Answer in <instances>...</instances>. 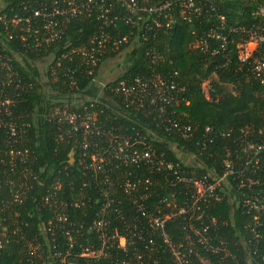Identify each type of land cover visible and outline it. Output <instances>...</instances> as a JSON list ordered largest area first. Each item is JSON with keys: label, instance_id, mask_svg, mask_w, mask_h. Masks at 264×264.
Here are the masks:
<instances>
[{"label": "trees", "instance_id": "16d2710c", "mask_svg": "<svg viewBox=\"0 0 264 264\" xmlns=\"http://www.w3.org/2000/svg\"><path fill=\"white\" fill-rule=\"evenodd\" d=\"M26 2L31 8V0H0V14L20 13ZM194 2L198 13L179 14L178 4L162 11L157 19L170 26L164 30L154 26L153 14H143L142 20L132 15L125 23L120 18L125 12L115 4L110 17L118 18L105 30L126 35L128 43L105 52L91 74L75 51L103 25L96 9L64 23L47 44L38 41L40 31L33 40L31 23H0V54L9 56L15 71L13 83L0 85V264H174L148 217L188 204L191 182L164 168L121 164L118 142L128 138L139 151L177 162L184 177L215 178L221 160L243 138L239 129L258 139L256 130L264 127V92L233 48L246 38L253 12L264 0ZM210 29L226 36L223 51L220 39L206 35ZM202 38L205 49L198 43ZM117 56L118 73L95 85L101 62ZM40 61L46 63L42 70ZM4 74L0 69V82ZM135 76L173 80L177 92L162 111L157 110L162 103L148 104L144 98L141 105L125 104L114 87L121 80L133 85ZM4 98L10 101L1 104ZM55 108L90 112L91 129L97 125L98 133L84 135L77 124L57 121L50 116ZM168 118L189 125L188 136ZM186 157L192 162L185 164ZM254 175L258 183L242 188L228 176L220 201L164 222L166 238L185 254L187 264H264V172ZM126 179L137 181L129 193L122 188ZM253 196L260 199L261 211L243 206L242 200ZM254 219L260 222L256 236L250 231Z\"/></svg>", "mask_w": 264, "mask_h": 264}, {"label": "built area", "instance_id": "2783aa9c", "mask_svg": "<svg viewBox=\"0 0 264 264\" xmlns=\"http://www.w3.org/2000/svg\"><path fill=\"white\" fill-rule=\"evenodd\" d=\"M29 2V0H27ZM34 2V4H32ZM27 3V2H26ZM28 4H22V12H13L11 15L6 16L4 13L0 14V23L2 25H15L18 23L30 24L31 23V36L33 40H37L35 34L41 32L40 39L38 41L47 44L51 39L59 36L60 28L64 23L72 20L76 17L91 13L92 9H96L98 17L103 20V25L97 30V32L89 39L86 47L80 48L75 51L80 56L84 66H86L85 73L91 74L92 67L96 66L100 61V57L108 50H113L120 44H127L128 37L121 35L120 37L113 36L109 30H105V27L114 26V21L117 20V15L110 13L113 10V6L117 4L125 12L124 16L120 18L125 23H131L132 15H135L137 20L143 19V14H153L152 23L156 27H162L163 30L169 28V21L161 22L157 17L165 10H169L176 4L182 6V9L178 11L179 14L198 13L200 11V5L195 4L194 0H158L152 2L151 0H31V8H28ZM254 22L248 29L245 30L246 38L233 43L234 52L238 63L246 65V68L251 75L256 79L264 92V6H259L254 12ZM223 19L220 18V23ZM29 31L27 27L26 32ZM231 31V29H229ZM209 37L220 39L219 49L223 51L227 38L223 33L219 31H210L206 34ZM9 38L11 35L8 36ZM201 49L207 47L205 38L198 40ZM217 48H214L212 52L216 53ZM9 56L0 54V69H4V79L0 82V85L13 83L14 70L9 61ZM77 64L76 66H79ZM78 68V67H77ZM133 85H126L124 81H119L114 87L115 92L121 94L125 104H139L141 105L142 99H146L148 104H154L155 101L162 103L157 106L158 111L163 110V103H169L174 98V92H177L173 80L160 78L153 76L152 78H139L135 76L133 78ZM17 84V83H16ZM104 84V83H103ZM102 84V85H103ZM203 86V84H202ZM203 89V87H202ZM206 91V90H205ZM207 96V92L205 93ZM10 100L4 98L2 103H8ZM51 117L57 119V121H63L69 124L70 127L75 128V124L82 129L84 135H90L98 133L97 125L91 129L93 125L94 117L90 112L84 111L82 114L77 115L74 111H70L67 108H55L52 110ZM78 120V121H76ZM263 120H264V108H263ZM170 122V126L174 127L180 132L183 137L188 136L190 131L189 125L181 124L180 122L168 118L166 120ZM7 125V124H6ZM208 130V127H205ZM7 131L9 135L14 133L12 124L7 125ZM239 132L243 138L238 143V148L231 152L227 157L221 160V172L215 177L211 178L208 175L200 176H188L184 177L178 170L179 165L177 162L165 161L163 158L153 156L151 150H137L133 148L129 139L124 138L118 142L116 157L120 159L121 164H147L148 167L155 169L164 168L172 171L174 177L178 180L183 179L190 181L192 185V193L189 196V203H185L184 206L172 210L164 214L154 215L148 217V225L150 228L159 231L164 242L168 245L171 256L174 258V264H187L185 254H182L178 247L173 246L166 238L163 232L164 222L173 215L185 214L186 212L194 211L201 205H207L210 202H218L221 200V190L223 185H227V177L231 176L235 179L238 187L242 188L250 186L251 184L258 183L259 178H256L254 173L257 170L264 172V127L256 130L260 136L258 139H254L252 134L247 133L244 128H240ZM225 132H220V135H226ZM84 146V144H83ZM11 152V151H10ZM248 172V173H246ZM137 181H129L126 179L122 185L123 190L129 193L135 189ZM144 184H148L147 179L143 180ZM142 195V194H141ZM140 195V196H141ZM142 195L141 197H144ZM256 196L246 198L242 200V204L247 210H254L256 212L262 210L261 203ZM251 226V233L256 236L255 226L258 225L256 219L253 220ZM100 220L96 221L94 226L100 225ZM204 231V228H203ZM200 234L199 231H195ZM199 242L203 239L198 238ZM118 244L120 247L124 246V239L118 238ZM138 264V263H137Z\"/></svg>", "mask_w": 264, "mask_h": 264}, {"label": "rangeland", "instance_id": "374dc122", "mask_svg": "<svg viewBox=\"0 0 264 264\" xmlns=\"http://www.w3.org/2000/svg\"><path fill=\"white\" fill-rule=\"evenodd\" d=\"M45 61L38 62L37 66L40 70H42V67L45 66ZM120 68V57H114V58H108L105 59L101 64L99 65L98 74L96 76V80L94 81L95 85H100L105 83L106 81L111 80L119 71ZM207 83H203V90L204 93H206L205 90H207ZM87 98V96H84ZM77 100V99H76ZM183 162L185 164H189L192 162V159L190 157L183 158Z\"/></svg>", "mask_w": 264, "mask_h": 264}]
</instances>
